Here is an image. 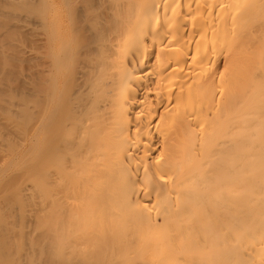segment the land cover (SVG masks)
<instances>
[{"label":"bare ground","instance_id":"bare-ground-1","mask_svg":"<svg viewBox=\"0 0 264 264\" xmlns=\"http://www.w3.org/2000/svg\"><path fill=\"white\" fill-rule=\"evenodd\" d=\"M85 21L92 264H264V0ZM0 264H84L78 0H0Z\"/></svg>","mask_w":264,"mask_h":264},{"label":"snow or ice","instance_id":"snow-or-ice-1","mask_svg":"<svg viewBox=\"0 0 264 264\" xmlns=\"http://www.w3.org/2000/svg\"><path fill=\"white\" fill-rule=\"evenodd\" d=\"M161 158H162V156H161ZM161 179H162V180H166L167 177H165V176H161Z\"/></svg>","mask_w":264,"mask_h":264}]
</instances>
